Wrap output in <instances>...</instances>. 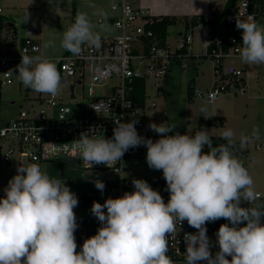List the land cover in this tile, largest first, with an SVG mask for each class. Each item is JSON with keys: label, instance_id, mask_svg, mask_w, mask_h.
Returning <instances> with one entry per match:
<instances>
[{"label": "clouds", "instance_id": "1", "mask_svg": "<svg viewBox=\"0 0 264 264\" xmlns=\"http://www.w3.org/2000/svg\"><path fill=\"white\" fill-rule=\"evenodd\" d=\"M28 18L26 12L22 22ZM236 28L242 34L243 63L264 65V25L250 17L236 19ZM100 41L88 15L77 12L62 34L60 47L78 56L84 45L99 47ZM51 46V41L43 45ZM16 76L25 88L51 97L61 88L56 63L41 55L22 54ZM200 112L208 118L206 106ZM114 123L111 138L82 133L64 144V151L74 147L89 167L112 168L129 149L143 146L148 167L162 171L167 202L146 180L133 178V191L109 197L103 204L93 201L90 211L100 227L77 251V195L39 164H18L0 198V264H174L168 255L169 240L176 238L177 226L185 221L197 230L184 234L185 264H264V201L234 154L237 142L231 128L220 132L226 143L214 145L204 128L189 135L174 131L173 122H150L148 129L159 136L154 141L138 133L136 119ZM253 139H260L258 127L250 135H240L238 150H245ZM91 182L104 192L103 181ZM220 219L227 223L216 232L219 250L213 255L206 225Z\"/></svg>", "mask_w": 264, "mask_h": 264}, {"label": "built area", "instance_id": "2", "mask_svg": "<svg viewBox=\"0 0 264 264\" xmlns=\"http://www.w3.org/2000/svg\"><path fill=\"white\" fill-rule=\"evenodd\" d=\"M111 11L118 13L112 21L116 35L101 38L99 47L84 45L78 56L64 52L60 57H46L42 54L40 44L31 36L21 39L12 37L4 49L0 47V87L12 85L15 80L22 85L16 71L21 55L25 53L41 55L54 61L61 76V88L55 97L34 92L22 85L30 95L27 97L30 106L20 111L11 122L2 124L0 159L5 164L16 160L40 166L78 160L79 167L75 169L106 171L113 175L116 198L126 191H133L132 179L137 178L146 180L167 202L169 193L163 176L138 178L129 175V169L145 159L141 146L129 149L112 168L105 165L89 167L86 161L80 159L74 147L68 152L64 151V144L75 141L82 133L93 138H111L116 119L121 122L136 119L138 133L150 138L145 125L138 120V115L143 113L146 106L149 82L154 80L155 86L163 91V77L167 69L181 63L190 53L193 40L190 34L182 36V41L176 43L171 51L167 40L162 46L157 41L151 29L156 21L142 18L123 1L113 4ZM250 17L264 25V12L260 11L256 0H234L231 14L222 27L215 26L211 30L209 19L202 18V48L205 56L213 60L214 76L218 79L206 93L196 91L197 98L204 97L209 104H213L230 88L245 85L243 78L246 71L225 65V62H243L239 55L242 34L236 28V19L248 20ZM139 94H142V105L139 103ZM210 94L214 99L209 100ZM34 104L39 108L35 109ZM261 148V144L256 146L257 150ZM258 198H261L260 194ZM224 223H227L224 219L207 223V235L217 232ZM196 231L186 221L180 227L177 226V236L169 240L168 251L174 263L185 262L184 234Z\"/></svg>", "mask_w": 264, "mask_h": 264}, {"label": "rangeland", "instance_id": "3", "mask_svg": "<svg viewBox=\"0 0 264 264\" xmlns=\"http://www.w3.org/2000/svg\"><path fill=\"white\" fill-rule=\"evenodd\" d=\"M72 1L0 0V15L5 18L4 27L1 31L2 48H5L12 37L24 38L28 36V31H30L34 34L32 37L40 44L44 56H62L65 50L60 47V41L63 32L70 26ZM108 3L109 0H75L74 4L76 12L86 13L92 23L93 30L103 38L115 34L105 19L109 7ZM211 3L222 7L225 0H211ZM26 12H28L29 18L26 23H23ZM99 21H102L101 24ZM10 24L11 26H9ZM167 33V44L172 51L176 43L182 41L183 32L181 33L180 26L176 24L168 28ZM49 41L52 42V46L44 48L43 45ZM202 47V39L194 36L188 56L181 63L174 64L167 69L163 77V91L155 86L154 80L149 82V87L146 90V106L143 113L138 115V120L145 125L150 138L154 141L159 136L148 129L147 126L150 122L157 124L166 121L173 122L177 124L174 131L191 135L197 127L198 120L204 119L200 112L202 106L207 107L206 115L208 118H223L225 121L224 128L212 127L207 129L211 137H219L223 129L231 128L235 133L234 140L238 142L240 135H250L253 127H258L260 139L250 141L244 156L240 151H235L234 154L248 169L253 178L255 189L261 195L260 200L264 201V65L248 66L237 60L226 61L225 65H233L246 71L243 78L245 85L230 88L219 100L209 104L204 97L199 99L195 96L196 91L202 94L209 91L215 80L218 79L214 76L213 60L205 56ZM192 81L195 85L192 89L193 97L191 101H188L187 86ZM27 97L30 95L26 93L24 87L17 80L12 85L0 87V120L2 124L11 122L20 111L29 108L30 103L27 101ZM151 104L154 106L151 107ZM33 107L39 108L37 104H34ZM260 144L262 148L257 150L256 146ZM141 151L145 159L140 160L137 166L130 168L129 175L138 178L163 176L162 171L152 170L148 167L146 148L141 146ZM18 164L26 165L28 162L19 163L16 160L11 164L1 162L0 198L5 195L4 188L16 174ZM79 171L83 179L93 176L104 181H110L114 178L106 171ZM74 211L78 221L85 217L78 206ZM208 237L213 242L214 246L211 248V252L215 255L216 251L219 250L218 245H215L216 232L210 233ZM83 242H77V251L80 250ZM228 259L230 260L231 257ZM174 264H185V262Z\"/></svg>", "mask_w": 264, "mask_h": 264}, {"label": "crops", "instance_id": "4", "mask_svg": "<svg viewBox=\"0 0 264 264\" xmlns=\"http://www.w3.org/2000/svg\"><path fill=\"white\" fill-rule=\"evenodd\" d=\"M121 1L131 6L144 19H160V18L176 19L177 25H179L181 28V33L183 32V36H185L186 34H190L192 36V39L194 38V36L202 39V35H201L202 26L199 25L193 28L190 27L189 29L185 30L181 22L184 19L187 20H190L191 18L202 19L204 17L208 18L210 22H213L218 18L224 6L223 5L221 7L218 5H212L211 0H109L108 3L109 7H108V11L105 14V19L109 22L111 28H113L112 21L118 16L117 12L111 11V6L112 4L119 3ZM226 1L227 0H225V3ZM101 22L99 23L101 24ZM9 26H11V24ZM113 29L112 31H114L115 33L113 36H115L116 31L115 29L114 30ZM33 35L34 34L30 32V36L32 37ZM178 35L180 36L181 34ZM113 36H109L105 38H111ZM101 38L103 39V37ZM1 49H2V42H1ZM41 167L45 169L50 176L64 180L65 183L69 186V188L77 195L79 201L78 207L85 214L84 218H82L79 221L77 220L78 228L76 230V233L78 237L84 238L85 240L86 238L95 235L97 229L100 227V223L91 214L90 209L93 201L103 204L104 201L109 197L116 198L112 180L104 181L102 179H99L105 183L104 192L101 193L99 190L95 188L94 183L91 182L92 180L98 178H95L93 176H88V177H84L83 179L81 178V173L78 169L67 168L64 166L63 163L60 162L52 163V164H44L41 165ZM70 169H74V170H70Z\"/></svg>", "mask_w": 264, "mask_h": 264}, {"label": "trees", "instance_id": "5", "mask_svg": "<svg viewBox=\"0 0 264 264\" xmlns=\"http://www.w3.org/2000/svg\"><path fill=\"white\" fill-rule=\"evenodd\" d=\"M233 2H234V0H227L226 1V3L224 4L223 9L220 12L218 18L215 21L210 22L211 30H213L215 26L222 27L225 25L226 18L231 14ZM72 3H73V9H72V17H71L70 25L74 22L75 16L77 14L75 6H74L75 0H73ZM256 3L260 7V11L264 12V0H256ZM153 20L156 21V24L154 26H152L151 29L154 32L157 41L162 46V45H164V43L166 41L167 34H168L167 33L168 28L175 26L177 24V20L172 19V18H160V19H153ZM4 22H5V18L0 15V47H1V31L3 28ZM181 24L184 26L185 30H187L190 27L193 28L195 26L202 25L203 23H202V19H200V18H191L190 20L184 19L181 22ZM65 52L68 53V51H66V50H65ZM183 52H185V50H183ZM139 95H140L139 96V103H140V105H142V103H143L142 94H139ZM192 97H193V92H192ZM224 124H225V121L223 118H216V117L204 118V119L198 120L197 127L195 130L198 131L201 128L206 129V128H211V127L223 128ZM1 126H2V123L0 120V128H1ZM195 130L192 132V134H194L196 132ZM212 138H213V144L214 145L226 143V141L220 139L219 137H212ZM1 151H2V146H1V140H0V156H1ZM205 151H207V149H205ZM235 151H240V150H238V142H237V150H235ZM240 152H242V154L244 156L247 152V149L240 151ZM0 164H1V159H0ZM75 237H76V242L84 240V238H79L76 232H75Z\"/></svg>", "mask_w": 264, "mask_h": 264}, {"label": "water", "instance_id": "6", "mask_svg": "<svg viewBox=\"0 0 264 264\" xmlns=\"http://www.w3.org/2000/svg\"><path fill=\"white\" fill-rule=\"evenodd\" d=\"M28 36H30V31H28ZM194 81H192L188 86H187V100L191 101L192 99V89L194 88ZM13 104V103H12ZM64 166L67 168H78L79 167V162L78 160H65L64 161Z\"/></svg>", "mask_w": 264, "mask_h": 264}]
</instances>
